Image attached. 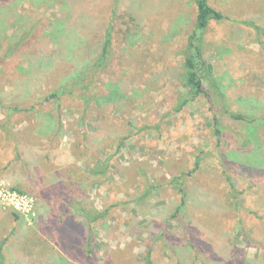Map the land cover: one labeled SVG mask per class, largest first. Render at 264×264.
Instances as JSON below:
<instances>
[{"label":"rangeland","instance_id":"374dc122","mask_svg":"<svg viewBox=\"0 0 264 264\" xmlns=\"http://www.w3.org/2000/svg\"><path fill=\"white\" fill-rule=\"evenodd\" d=\"M208 1L264 30V0ZM194 17L193 0H0V192L31 200L0 196V264H264V37L203 33L224 104L255 119L218 110L217 142L205 97L175 110Z\"/></svg>","mask_w":264,"mask_h":264},{"label":"trees","instance_id":"16d2710c","mask_svg":"<svg viewBox=\"0 0 264 264\" xmlns=\"http://www.w3.org/2000/svg\"><path fill=\"white\" fill-rule=\"evenodd\" d=\"M193 3L195 5L193 29L187 37L185 46L180 51V55L183 59L182 86L185 89V92L176 104L175 110H181L185 105L199 96L205 97L209 103V109L213 112V134L218 142L220 138V129L216 118L218 110L228 115L231 119L238 121H249L253 123L255 119L241 113L231 112L224 104V94L217 81L212 76L213 68L203 57V33L211 22L219 23L224 21L248 27L253 30L258 37H264V30L253 20L231 19L221 11L213 8L208 0H193ZM109 35L110 29H107L102 45V54L96 59L97 64L104 62L105 56L108 54L107 47L110 44ZM204 79H207L210 91L205 90L203 86ZM197 168L198 162H195L192 170L184 175L190 176L197 170ZM180 178L181 177L178 176L171 179V183L178 185V190L181 194L180 206L176 209L175 213L179 212L185 203V192L181 184L179 185L178 182ZM227 180H229V178H227ZM172 218H177V214H174ZM144 260L146 261V264H151L150 253H146Z\"/></svg>","mask_w":264,"mask_h":264},{"label":"built area","instance_id":"2783aa9c","mask_svg":"<svg viewBox=\"0 0 264 264\" xmlns=\"http://www.w3.org/2000/svg\"><path fill=\"white\" fill-rule=\"evenodd\" d=\"M0 196L18 211L28 212L31 209V200L25 196L4 192V190L0 192Z\"/></svg>","mask_w":264,"mask_h":264}]
</instances>
